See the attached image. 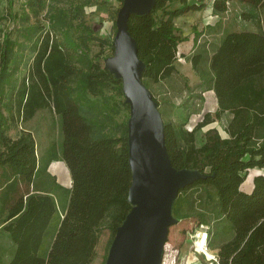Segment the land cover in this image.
Wrapping results in <instances>:
<instances>
[{
  "label": "trees",
  "instance_id": "1",
  "mask_svg": "<svg viewBox=\"0 0 264 264\" xmlns=\"http://www.w3.org/2000/svg\"><path fill=\"white\" fill-rule=\"evenodd\" d=\"M171 1L155 0L149 13L128 19L150 93V85L176 73L177 45L184 38L173 18L205 4L178 0L179 7L168 9ZM227 1L210 0L212 10L224 12ZM18 20L14 39L3 34L0 40V234L12 244L6 264H90L103 222L112 241L131 208L128 117L116 119L120 110L129 111L121 81L98 61L100 49L89 53L91 41L101 49L105 41L91 25L74 24L56 0H24ZM25 49L32 55L19 76ZM190 61L196 74L208 77L215 118L223 112L230 118L226 136L208 128L198 145L195 131L213 121L209 113L191 130L162 118L171 165L204 174L179 190L172 214L210 224L207 246L216 250L217 264H264V172L253 176L250 191L241 188L247 170L264 167V32L227 31L210 55L201 51ZM42 109L59 118L60 154L51 142L37 155L24 126L15 137L8 134L11 125H23ZM95 128L114 134L96 137ZM58 158L69 170V188L47 171Z\"/></svg>",
  "mask_w": 264,
  "mask_h": 264
},
{
  "label": "rangeland",
  "instance_id": "2",
  "mask_svg": "<svg viewBox=\"0 0 264 264\" xmlns=\"http://www.w3.org/2000/svg\"><path fill=\"white\" fill-rule=\"evenodd\" d=\"M50 0H47L49 2ZM59 6L65 7L72 17L74 24L79 22L91 25L94 35L105 41L101 49L97 41L90 42V55L97 53L100 49L98 61L104 65L105 59L111 55L108 43H112L116 27L115 18L122 0H56ZM175 1V2H174ZM189 2L194 0H188ZM198 3L200 0H196ZM198 10H190L181 16H175L173 23L176 32L181 38L193 35L196 38L191 50L182 48L176 52L175 69L170 78L164 79L156 84L150 85L151 93L158 101L157 109L161 111L164 120L175 124L183 129L191 130L201 121L205 113H209L213 121L195 131V144L201 142L202 135L208 128H215L221 136H226L224 127L227 124L230 114L223 112L219 118H215L217 109L214 93L209 89V80L205 75L200 77L193 70L190 56L205 51L210 55L213 47L220 41L225 32L230 30L261 28L264 32V4L252 6L245 2L228 0L224 12H214L208 7V1ZM54 2V0H52ZM24 0H0V40L3 34H8L11 39L16 35L19 26V16L23 8ZM178 0L168 4V9L179 7ZM257 17V21L255 20ZM24 58L20 63L19 76L26 71L32 53L27 49L23 52ZM203 71L207 65L203 62ZM205 71V72H206ZM107 94L110 92H106ZM129 111L120 110L117 120L126 119ZM20 126L31 130L36 141L37 154L42 155L51 142L56 143L58 153H61V128L58 116L50 115L46 110H40L35 117L22 124L11 125L10 134H18ZM109 128H95L94 136L113 135ZM262 168H250L245 174V180L241 184L242 190H249L254 175L263 173ZM57 177L64 179L70 176L69 170L63 161L60 169L57 170ZM198 223L192 216L176 219V222L169 226L166 247L163 252V264H215V262L202 252H195L193 249L194 232ZM111 241V231L104 221L98 232V241L95 247V255L90 264H104ZM12 244L5 235L0 234V264L8 261ZM214 251V249H209ZM210 252V251H209ZM215 252V251H214ZM211 253V252H210Z\"/></svg>",
  "mask_w": 264,
  "mask_h": 264
},
{
  "label": "water",
  "instance_id": "3",
  "mask_svg": "<svg viewBox=\"0 0 264 264\" xmlns=\"http://www.w3.org/2000/svg\"><path fill=\"white\" fill-rule=\"evenodd\" d=\"M155 0H122L115 18L113 52L104 67L121 81L128 105L127 145L131 208L116 228L104 264H160L169 226L176 222L172 203L180 189L204 174L175 169L165 148L164 125L157 103L142 83L143 62L128 32L131 15L151 11Z\"/></svg>",
  "mask_w": 264,
  "mask_h": 264
},
{
  "label": "crops",
  "instance_id": "4",
  "mask_svg": "<svg viewBox=\"0 0 264 264\" xmlns=\"http://www.w3.org/2000/svg\"><path fill=\"white\" fill-rule=\"evenodd\" d=\"M114 1L115 0H110V2L111 3H114ZM175 2V1H174ZM180 3V2H179ZM208 5H210V6H208V7H211L212 8V6H211V2L210 1H208ZM188 12V11H187ZM182 15V14H181ZM181 15H178V17L179 16H181ZM219 43V42H218ZM217 43V44H218ZM194 45V39H193V35H188V36H186V39L185 40H183V41H181V42H179L178 43V45H177V51H179L180 50V48H182V53L183 52H186L187 50H191V47ZM183 50H186V51H183ZM40 111V110H39ZM38 111V112H39ZM37 112V113H38ZM10 129H9V131H8V134L9 135H11L10 133ZM12 136V135H11ZM16 136V135H15ZM15 136H12V137H15ZM38 155V154H37ZM40 156V155H39ZM61 162H62V160L60 159V158H58V159H55V160H50V162L48 163V166H47V171L51 174V175H53L54 177H55V179H56V182L57 183H59L60 185H62L63 187H66V188H69L70 187V185H71V177L70 176H67V177H65L64 179H60L59 177H57V170L58 169H60V164H61ZM64 163V162H63ZM70 174V173H69ZM251 187H252V180H251V184H250V188H249V190H246V191H250V189H251ZM245 191V190H244ZM214 251H216L215 249H214Z\"/></svg>",
  "mask_w": 264,
  "mask_h": 264
},
{
  "label": "built area",
  "instance_id": "5",
  "mask_svg": "<svg viewBox=\"0 0 264 264\" xmlns=\"http://www.w3.org/2000/svg\"><path fill=\"white\" fill-rule=\"evenodd\" d=\"M209 230H210V224L208 223H200L197 227V229L195 230L193 236H194V240H193V249L195 252H202L203 254H206L205 251H210L211 255L210 258L216 263V256H215V252L212 250H209L208 246H207V241L209 239ZM166 243H164L163 245V252L164 249L166 247ZM163 254H162V259L160 264H163Z\"/></svg>",
  "mask_w": 264,
  "mask_h": 264
},
{
  "label": "bare ground",
  "instance_id": "6",
  "mask_svg": "<svg viewBox=\"0 0 264 264\" xmlns=\"http://www.w3.org/2000/svg\"><path fill=\"white\" fill-rule=\"evenodd\" d=\"M207 256L209 257L211 255V253L209 251H205Z\"/></svg>",
  "mask_w": 264,
  "mask_h": 264
}]
</instances>
